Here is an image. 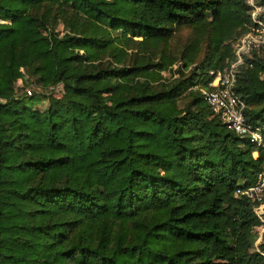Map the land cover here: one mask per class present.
<instances>
[{
    "label": "trees",
    "instance_id": "1",
    "mask_svg": "<svg viewBox=\"0 0 264 264\" xmlns=\"http://www.w3.org/2000/svg\"><path fill=\"white\" fill-rule=\"evenodd\" d=\"M249 11L245 0H0V264H264L256 203L236 194L264 147L199 91L233 62ZM234 90L263 125L264 48Z\"/></svg>",
    "mask_w": 264,
    "mask_h": 264
},
{
    "label": "built area",
    "instance_id": "2",
    "mask_svg": "<svg viewBox=\"0 0 264 264\" xmlns=\"http://www.w3.org/2000/svg\"><path fill=\"white\" fill-rule=\"evenodd\" d=\"M245 1L250 6L249 16L253 23L251 30L235 42L233 62L224 69L211 70L210 81L199 91L212 113L229 130L247 137L255 147H264V124L254 125L246 120V103L234 90L238 69L245 63L246 56L255 49L264 48V5L257 4L255 0ZM26 94L30 95L31 90L27 89ZM257 155L258 151L255 150L253 156ZM236 194L256 203L253 211L262 222L264 230V168L253 184L238 188Z\"/></svg>",
    "mask_w": 264,
    "mask_h": 264
},
{
    "label": "rangeland",
    "instance_id": "3",
    "mask_svg": "<svg viewBox=\"0 0 264 264\" xmlns=\"http://www.w3.org/2000/svg\"><path fill=\"white\" fill-rule=\"evenodd\" d=\"M187 31H188V29L183 28V29H181V30L177 33V35L175 36V38H173L171 44H172V47H173L174 49H175V48H180L182 41H183L184 38L186 37ZM173 68H176V65H175ZM164 75H165L166 77H169L170 73H168V72L166 73V72H165ZM259 229H260V228H259ZM259 229H257V230H259Z\"/></svg>",
    "mask_w": 264,
    "mask_h": 264
}]
</instances>
